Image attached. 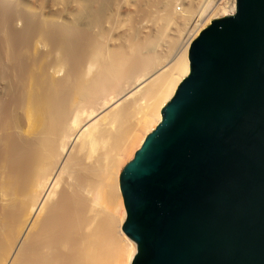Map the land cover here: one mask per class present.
<instances>
[{"label":"bare ground","instance_id":"6f19581e","mask_svg":"<svg viewBox=\"0 0 264 264\" xmlns=\"http://www.w3.org/2000/svg\"><path fill=\"white\" fill-rule=\"evenodd\" d=\"M210 2L0 0V264L132 263L120 164L224 13Z\"/></svg>","mask_w":264,"mask_h":264},{"label":"water","instance_id":"95a60500","mask_svg":"<svg viewBox=\"0 0 264 264\" xmlns=\"http://www.w3.org/2000/svg\"><path fill=\"white\" fill-rule=\"evenodd\" d=\"M189 63L121 173L131 264H264V0L213 20Z\"/></svg>","mask_w":264,"mask_h":264},{"label":"rangeland","instance_id":"374dc122","mask_svg":"<svg viewBox=\"0 0 264 264\" xmlns=\"http://www.w3.org/2000/svg\"><path fill=\"white\" fill-rule=\"evenodd\" d=\"M182 2V1H181ZM177 4V3H176ZM180 4V3H178ZM176 5V8H177V12H179L180 9H182L183 5ZM162 111V110H161ZM161 111H160V115H161ZM159 114L156 115V117H154L151 121V123L149 124V126H147L143 131H139V133L141 135H138V136H135L136 138H134L133 140V145L131 144L132 147H130L129 149V152L127 153V155H125L123 158H122V161H121V164H120V170H119V182H120V176H121V173L122 171L124 170V168L135 158V155L136 153L140 150V148L142 147V144L144 142V140L146 139V137L152 132V130H155L157 128V126L159 124H157V119L159 116ZM162 117V115H161ZM153 123V124H152ZM151 127V128H150ZM122 194V193H121ZM119 209H118V214L121 218H124L126 217V209H125V206H124V200H123V196H122V199L121 201H119ZM118 216V217H119ZM125 234V233H124ZM126 235V234H125ZM127 236V235H126ZM128 237V236H127ZM129 238V237H128Z\"/></svg>","mask_w":264,"mask_h":264},{"label":"built area","instance_id":"2783aa9c","mask_svg":"<svg viewBox=\"0 0 264 264\" xmlns=\"http://www.w3.org/2000/svg\"><path fill=\"white\" fill-rule=\"evenodd\" d=\"M237 0H211L209 11L210 13L224 12L222 15L213 16L211 22L216 19H220L226 16H231L236 12Z\"/></svg>","mask_w":264,"mask_h":264}]
</instances>
